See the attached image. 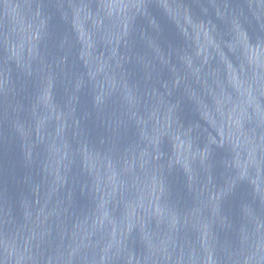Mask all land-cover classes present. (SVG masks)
<instances>
[{
  "label": "water",
  "instance_id": "water-1",
  "mask_svg": "<svg viewBox=\"0 0 264 264\" xmlns=\"http://www.w3.org/2000/svg\"><path fill=\"white\" fill-rule=\"evenodd\" d=\"M0 264H264V0H0Z\"/></svg>",
  "mask_w": 264,
  "mask_h": 264
}]
</instances>
